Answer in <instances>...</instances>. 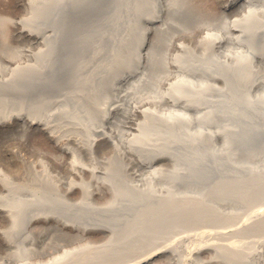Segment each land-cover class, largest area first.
<instances>
[{"label":"bare ground","instance_id":"obj_1","mask_svg":"<svg viewBox=\"0 0 264 264\" xmlns=\"http://www.w3.org/2000/svg\"><path fill=\"white\" fill-rule=\"evenodd\" d=\"M15 3L0 264H264V0ZM91 230L106 241H55Z\"/></svg>","mask_w":264,"mask_h":264},{"label":"rangeland","instance_id":"obj_2","mask_svg":"<svg viewBox=\"0 0 264 264\" xmlns=\"http://www.w3.org/2000/svg\"><path fill=\"white\" fill-rule=\"evenodd\" d=\"M16 1L17 0H0V19H1V21H0V31H1L2 38H4L6 41H8V44L10 45V47L13 50H16V49H22L23 50L24 48H26L25 44L24 43L22 44V42H17L16 40L14 41V39H13L14 38V28L15 27H14L12 21L15 20V19H17V21H20L22 19V17H24V15H25V12L23 11V9L20 10L16 6V3H15ZM200 2H201V0H200ZM200 2H199V0L198 1L195 0V3H197V4L199 3L198 5L204 11L206 9L205 6H207V7L208 6L209 7L210 6H215L214 4H210V3H213L214 0H203V2H201V3ZM186 6L184 5V7L182 8L183 13L187 12L186 11V9H187ZM202 6H204V7H202ZM210 8H214V7H210ZM214 10H217V8L216 9L214 8ZM203 12H202V14H203ZM13 15H14V17H13ZM203 17H205V16H203ZM211 23H209V25L211 24L212 27H211V25L210 26L209 25H205L204 26L205 29H208L207 32H209V33L212 32V33H215V34L219 33L217 27H215L216 29L213 28L215 26V25L213 26V24H214L213 21ZM206 26H207V28H206ZM209 27H211V28H209ZM210 29H212V30L215 29L216 31H214V30L212 31ZM173 38H174V36H173ZM174 40H175V38L171 40V37H170V38H168V40L163 41L162 47H161L163 53H167V52H169V50L173 51V49L169 48V47H172L171 45H172ZM187 43H189L190 45L192 44L191 46H193V44L195 42L188 40ZM5 51H6V48L4 46L0 45V68H2L4 70L12 69L13 67H15L14 64H12V65H10L9 63H4L3 64L4 59L2 60V57L5 56V54H4ZM5 53H8V52H5ZM258 93H261V92H259L258 90L255 89L254 90V94H258ZM59 98H61V95H60V93L57 92L55 94V99H59ZM53 101H57V100H53ZM6 115H7L6 116L7 119H10L12 115H14V116L17 115V111H14L12 109V107H10L8 109ZM14 116H12V117H14ZM122 124L123 125L120 128V130H121L120 134H122L123 137L125 138V136L128 134V132H129V134L131 133V131H129V130H131L129 128L131 126V123H129V121H128L125 124L124 123H122ZM3 139L4 140L0 141V148L4 149V150L0 149V153L1 152H5L6 149H10V148L11 149H15V150L22 149V145L20 144V140L19 139H13L11 137L8 138V139H6V138H3ZM263 144H264V135L260 136L258 134H254V137L252 139V144H251L252 145V149L258 150V149H260L263 146ZM111 156L110 155L109 156L108 155H105V156L103 155L102 158L103 159L106 158V157L107 158L108 157L111 158ZM113 161H114V159H111L109 163H112ZM257 205H259V204H257ZM261 205L263 206L264 204H260V206ZM86 221L88 223H96L94 221V219H91V218L90 219H86ZM6 228L7 227L1 221L0 222V230L6 229ZM94 229H96V228H94ZM72 238L73 239H71L69 236L68 237H64L62 235H59V236L55 237V241L59 244L60 248L63 250V249H69V248H81L82 249V248H85V247H97V246H100L101 244H103L104 241H106V239H107V237H106V239H104L105 238L104 236L103 237L100 236L97 230H91V232L85 237H77V236H75V237H72ZM167 258H169V257H163L162 259L160 258V261L158 263L159 264H168V263L169 264H171V263L174 264V262H175V264H177L176 261L173 262V259H168L167 260ZM199 259L200 260H198V262L201 263V261H202V263H203V261L204 262L208 261L209 258L201 257ZM123 264H127V263H123Z\"/></svg>","mask_w":264,"mask_h":264}]
</instances>
